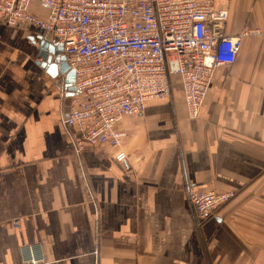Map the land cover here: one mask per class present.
Instances as JSON below:
<instances>
[{
	"label": "crops",
	"instance_id": "obj_1",
	"mask_svg": "<svg viewBox=\"0 0 264 264\" xmlns=\"http://www.w3.org/2000/svg\"><path fill=\"white\" fill-rule=\"evenodd\" d=\"M214 3L227 34L260 33L216 69L199 115L174 76L170 97L122 118L118 146L79 153L69 99L40 64L50 36L0 21V264H264V0ZM188 186L236 195L198 227Z\"/></svg>",
	"mask_w": 264,
	"mask_h": 264
},
{
	"label": "built area",
	"instance_id": "obj_2",
	"mask_svg": "<svg viewBox=\"0 0 264 264\" xmlns=\"http://www.w3.org/2000/svg\"><path fill=\"white\" fill-rule=\"evenodd\" d=\"M33 1L0 0V21L32 24L63 45L74 90L65 75L56 80L69 99L63 120L73 129L77 153L86 143L118 146L126 136L118 128L122 118L142 115L149 99L170 97L174 76L181 78L188 114L197 117L216 69L236 61L243 37L260 33L227 34L228 11L214 0H38L46 17L31 10ZM126 156L121 151L116 158ZM186 194L198 227L236 195L192 186Z\"/></svg>",
	"mask_w": 264,
	"mask_h": 264
},
{
	"label": "water",
	"instance_id": "obj_3",
	"mask_svg": "<svg viewBox=\"0 0 264 264\" xmlns=\"http://www.w3.org/2000/svg\"><path fill=\"white\" fill-rule=\"evenodd\" d=\"M39 57L42 59L40 64L46 68L52 77H58L60 74L65 75V82L70 91L74 90L75 72L70 68L66 57L63 54V45L54 42L48 36H42L39 41ZM69 92L68 95H71Z\"/></svg>",
	"mask_w": 264,
	"mask_h": 264
}]
</instances>
